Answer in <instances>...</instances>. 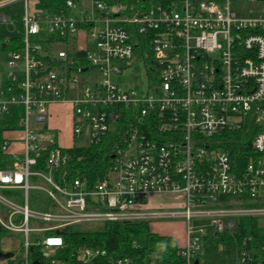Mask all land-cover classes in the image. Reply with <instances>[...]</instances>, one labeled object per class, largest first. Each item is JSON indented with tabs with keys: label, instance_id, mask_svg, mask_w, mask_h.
<instances>
[{
	"label": "built area",
	"instance_id": "1",
	"mask_svg": "<svg viewBox=\"0 0 264 264\" xmlns=\"http://www.w3.org/2000/svg\"><path fill=\"white\" fill-rule=\"evenodd\" d=\"M14 1L0 0V8ZM87 1L88 7L65 0V15L25 0L23 46L10 51L8 83L0 86V114L10 103L22 106L24 143L12 165L0 169V227L24 239L14 250L0 249L12 252L0 264H133L92 246L78 247L70 260L56 257L64 245L60 231L161 218L186 221L178 253L193 264L206 236L234 232L240 217L264 224V9L243 14L244 5L264 0ZM135 59L147 89L111 79ZM64 102L72 109L69 147L101 141L122 108L132 111L126 145L115 147L107 167L97 163L96 181L89 171L66 178L67 147L48 127L51 106ZM251 129V153L239 165L220 136ZM8 147L5 140L4 152ZM45 151L46 167L35 169ZM3 188L22 193L8 196ZM31 189L46 193L39 204L48 209L30 206ZM156 194H171L179 205L150 206ZM247 245L236 247L233 264H264V244Z\"/></svg>",
	"mask_w": 264,
	"mask_h": 264
},
{
	"label": "trees",
	"instance_id": "2",
	"mask_svg": "<svg viewBox=\"0 0 264 264\" xmlns=\"http://www.w3.org/2000/svg\"><path fill=\"white\" fill-rule=\"evenodd\" d=\"M32 1L36 2L37 7L53 13L70 14V8L67 6L65 0ZM104 1L114 4L116 2H127L128 0ZM14 17L20 34L19 36H11L9 34L1 36L0 49L11 51L21 49L23 46L22 15ZM53 38L54 36L50 39L52 40ZM78 56L82 58L81 54ZM49 63L51 67L56 64L53 60H49ZM7 83L8 79L5 77L3 85ZM16 106L14 121L8 125L0 122V169H7L13 162V156L3 150V143L5 142L3 132L7 128L20 127L18 120L22 114V106L20 104ZM132 127V111L122 108L121 117L110 123L109 130L101 141L93 142L89 145H74L64 148L63 151L68 155L64 167L66 178L71 180L79 175L87 174L91 167L97 163L103 162V165L107 167L112 160L115 147L126 145ZM252 132L253 129L247 131L240 130L224 132L220 136V147L228 150L231 157L239 165H243L251 153ZM47 157L48 152H42L34 168L44 169ZM2 192L8 196L12 194L21 195L22 193L9 188H3ZM36 206L42 209L49 208L48 205L42 206L39 203ZM82 225H69L60 231L64 245L57 251L56 257L70 260L72 252L78 247L92 246L106 249L111 256L129 257L133 260V264H186L185 259L178 253L179 244L177 239L169 234L152 231L149 221H107L101 223V226L98 228H85ZM9 233L4 228L0 229V240ZM141 235H145L144 245H139L135 242V238ZM245 240L248 241L247 246L249 248H259L260 245L264 244V224H262L258 217H240L234 232L223 231L206 236L203 250L197 256L198 263L194 261L193 264H233L236 247L241 245ZM35 253L37 255L39 251L37 250Z\"/></svg>",
	"mask_w": 264,
	"mask_h": 264
},
{
	"label": "rangeland",
	"instance_id": "3",
	"mask_svg": "<svg viewBox=\"0 0 264 264\" xmlns=\"http://www.w3.org/2000/svg\"><path fill=\"white\" fill-rule=\"evenodd\" d=\"M24 9H25V0H16L0 9V16L1 14H4L9 18L8 21H3L2 18H0V37L5 34H9L11 36H19L20 32L17 27V23L14 21L16 20L14 16L23 15ZM263 9H264V5L262 6V3L260 2L249 3L244 5L243 14L246 16H253L258 14ZM9 56H10V50L0 49V83L3 77L5 78L8 74ZM89 73H90L89 81H92L93 80L92 77L95 75L96 72L95 70H92ZM84 78L85 76H80L78 84H83ZM111 79L120 87H124V88L147 89V85H148V79L144 72L143 63L140 59L132 60L130 64L123 69L122 72L118 74H112ZM13 118H14L13 110L10 113L3 112L2 114H0V121L10 122L11 120L13 121ZM89 176L92 181H96L99 179L100 172L97 169V164H94L91 167V169L89 170ZM41 183L44 184V182ZM17 191L20 193L22 192L21 190H17ZM152 197L149 199L150 206H151L150 201H152L153 199ZM46 201H48V197L43 190L31 189L30 206L32 208H37L36 205L39 202L44 203ZM0 209H2L1 205H0ZM100 226L101 223L98 222H86L82 225V227L85 228H98ZM186 226L187 223L182 218H161V219L151 220L150 222V228L152 231L174 236L177 239L179 245L184 244L186 238ZM32 235H34V233H32ZM23 239L24 237L22 233L10 232L7 236L3 237L0 240V249L14 250L16 245H18L19 242H22ZM135 242H137L139 245H144L145 235H141L138 238L136 237Z\"/></svg>",
	"mask_w": 264,
	"mask_h": 264
},
{
	"label": "crops",
	"instance_id": "4",
	"mask_svg": "<svg viewBox=\"0 0 264 264\" xmlns=\"http://www.w3.org/2000/svg\"><path fill=\"white\" fill-rule=\"evenodd\" d=\"M79 3H84L85 6L88 7L89 2L87 0H74ZM4 77L0 83V86L4 84ZM17 104L10 103L7 113H10L13 110H16ZM4 112V113H6ZM15 118V116H14ZM13 118V121H14ZM12 120L10 122L7 121H0L4 124H9L13 122ZM48 127L55 132L58 133L59 141L61 144L65 147H69L74 144L73 140V134H72V109L69 103H57L51 106V116L48 121ZM3 136L5 140L9 143L8 147V153L9 154H21L23 151L24 143L22 139V131L20 128H7L3 132ZM152 201H150L151 206H161V207H172L175 205H179V202L172 198V195L168 194H156L153 195ZM174 237V236H173ZM175 238V237H174Z\"/></svg>",
	"mask_w": 264,
	"mask_h": 264
},
{
	"label": "water",
	"instance_id": "5",
	"mask_svg": "<svg viewBox=\"0 0 264 264\" xmlns=\"http://www.w3.org/2000/svg\"><path fill=\"white\" fill-rule=\"evenodd\" d=\"M84 69H87V68H84ZM0 229H1V227H0ZM11 255H12V252H5V253L0 252V257H9ZM196 263H198L197 260H196Z\"/></svg>",
	"mask_w": 264,
	"mask_h": 264
}]
</instances>
